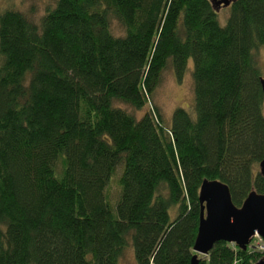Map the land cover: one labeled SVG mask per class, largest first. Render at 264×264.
Wrapping results in <instances>:
<instances>
[{"label":"trees","instance_id":"1","mask_svg":"<svg viewBox=\"0 0 264 264\" xmlns=\"http://www.w3.org/2000/svg\"><path fill=\"white\" fill-rule=\"evenodd\" d=\"M228 8L224 26L209 0H56L38 24L0 13V264H118L130 244L137 264H190L203 180L236 207L264 195V0ZM189 59L192 111L167 126L152 105L139 120L117 105L141 110ZM197 259L264 253L218 242Z\"/></svg>","mask_w":264,"mask_h":264},{"label":"water","instance_id":"2","mask_svg":"<svg viewBox=\"0 0 264 264\" xmlns=\"http://www.w3.org/2000/svg\"><path fill=\"white\" fill-rule=\"evenodd\" d=\"M218 13L228 8L234 0H209ZM264 96V80H260ZM264 115V103H263ZM259 173L264 177V156L259 163ZM199 224L190 264H198L197 255L207 256L214 245L225 242L246 251L252 238L258 235L264 242V195L251 192L240 207L231 199L229 188L216 180H203L199 189ZM256 264H264V259Z\"/></svg>","mask_w":264,"mask_h":264},{"label":"rangeland","instance_id":"3","mask_svg":"<svg viewBox=\"0 0 264 264\" xmlns=\"http://www.w3.org/2000/svg\"><path fill=\"white\" fill-rule=\"evenodd\" d=\"M55 1L56 0H0V13L8 9H13L22 13L31 22L38 24L46 11L54 6ZM227 9L229 8L221 9L218 12L217 20L221 26L226 24L230 14V11ZM112 31L115 34L120 33L122 31L121 26L117 22H113ZM254 53L261 71V78L264 80V44L259 45L258 48L254 50ZM192 71L193 62L191 59L187 61L186 69L181 80H178L175 73L170 69L165 70L162 74L160 84L155 88L152 96H149L147 105L139 111L128 105H117L127 113L132 114L137 120H139L146 110L150 109V105H152L163 115L164 123L168 126L171 123L172 114L177 108H182L187 112L192 111L194 105ZM58 167H60V165H58ZM122 169V165L117 167V174L115 177L113 176L114 178H111L106 190L114 212L119 197L117 179L118 177L120 178ZM171 215H174L173 211ZM257 242L258 239H253L248 249L258 251L257 248L254 249ZM118 264H137L131 244L123 251Z\"/></svg>","mask_w":264,"mask_h":264},{"label":"built area","instance_id":"4","mask_svg":"<svg viewBox=\"0 0 264 264\" xmlns=\"http://www.w3.org/2000/svg\"><path fill=\"white\" fill-rule=\"evenodd\" d=\"M253 239H258V242L255 244L254 249L257 248L259 252L264 253V242H263V240L258 235H255L252 238L251 242L253 241Z\"/></svg>","mask_w":264,"mask_h":264}]
</instances>
